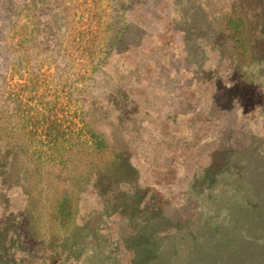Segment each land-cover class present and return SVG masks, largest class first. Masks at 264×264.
Returning <instances> with one entry per match:
<instances>
[{
  "label": "rangeland",
  "instance_id": "374dc122",
  "mask_svg": "<svg viewBox=\"0 0 264 264\" xmlns=\"http://www.w3.org/2000/svg\"><path fill=\"white\" fill-rule=\"evenodd\" d=\"M263 53L264 0H0L4 264H264Z\"/></svg>",
  "mask_w": 264,
  "mask_h": 264
},
{
  "label": "trees",
  "instance_id": "16d2710c",
  "mask_svg": "<svg viewBox=\"0 0 264 264\" xmlns=\"http://www.w3.org/2000/svg\"><path fill=\"white\" fill-rule=\"evenodd\" d=\"M241 48L244 50H247L249 48L247 41L241 39L240 42ZM264 54V53H263ZM250 142H246L244 144H240L234 149H244L248 147ZM256 155L249 154L247 157H254ZM261 167L260 169L264 171V155H262V159H260ZM237 173V182L232 185L231 188H228V191L226 194H224L225 197L232 198L234 196H239L238 198L240 200H243L245 203L244 205H248L249 207H252L253 204L258 205L261 203L259 200H255V196H257L255 193H259L260 188L264 187V176H262L263 179H258L257 177H254L251 173H247V171L244 169H241L240 167L236 170ZM208 174V173H207ZM223 187V186H222ZM226 189V186L223 190ZM53 211H52V221L51 226L52 227H59L60 229H66L68 227H71L73 225V217H74V193L72 190H69V192L64 190L63 193H55L53 194ZM226 195V196H225ZM264 198H262V201ZM239 207L240 209L244 210V213L250 221H254L256 225H262L261 227H258L257 229L264 230V213H253L252 211L245 210V206ZM73 209V210H72ZM241 213V212H240ZM36 244V243H34ZM11 247V244L10 246ZM9 247H5L0 245V264H4L5 256H8L10 253ZM255 255L250 256V260L246 262L239 261L238 264H261L258 261H254V259H257Z\"/></svg>",
  "mask_w": 264,
  "mask_h": 264
}]
</instances>
